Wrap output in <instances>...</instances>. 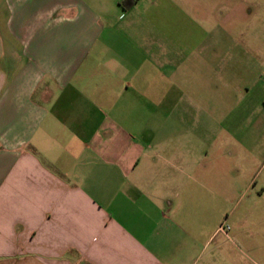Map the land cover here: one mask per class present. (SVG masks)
<instances>
[{
    "label": "crops",
    "instance_id": "1",
    "mask_svg": "<svg viewBox=\"0 0 264 264\" xmlns=\"http://www.w3.org/2000/svg\"><path fill=\"white\" fill-rule=\"evenodd\" d=\"M140 3L0 0V264H244Z\"/></svg>",
    "mask_w": 264,
    "mask_h": 264
},
{
    "label": "rangeland",
    "instance_id": "2",
    "mask_svg": "<svg viewBox=\"0 0 264 264\" xmlns=\"http://www.w3.org/2000/svg\"><path fill=\"white\" fill-rule=\"evenodd\" d=\"M140 7L148 42L183 46L168 68L170 75L180 65L183 75L168 86L187 90L171 92L168 102L178 100L185 123L231 153L224 189L215 183L216 219L242 234L234 238L240 262L264 264V0H141ZM242 217L248 222L235 229Z\"/></svg>",
    "mask_w": 264,
    "mask_h": 264
},
{
    "label": "built area",
    "instance_id": "3",
    "mask_svg": "<svg viewBox=\"0 0 264 264\" xmlns=\"http://www.w3.org/2000/svg\"><path fill=\"white\" fill-rule=\"evenodd\" d=\"M222 228L224 229L225 227L222 226Z\"/></svg>",
    "mask_w": 264,
    "mask_h": 264
}]
</instances>
